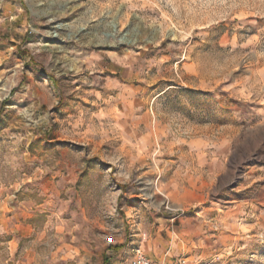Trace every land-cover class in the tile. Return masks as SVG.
Listing matches in <instances>:
<instances>
[{
  "label": "rangeland",
  "instance_id": "374dc122",
  "mask_svg": "<svg viewBox=\"0 0 264 264\" xmlns=\"http://www.w3.org/2000/svg\"><path fill=\"white\" fill-rule=\"evenodd\" d=\"M137 249L264 264V0H0V264Z\"/></svg>",
  "mask_w": 264,
  "mask_h": 264
},
{
  "label": "built area",
  "instance_id": "2783aa9c",
  "mask_svg": "<svg viewBox=\"0 0 264 264\" xmlns=\"http://www.w3.org/2000/svg\"><path fill=\"white\" fill-rule=\"evenodd\" d=\"M130 264H154L153 261L148 259L144 253H142L139 249L135 251V254L131 260ZM175 264H187L185 260H177ZM196 264H220L217 261H209V262H197Z\"/></svg>",
  "mask_w": 264,
  "mask_h": 264
},
{
  "label": "trees",
  "instance_id": "16d2710c",
  "mask_svg": "<svg viewBox=\"0 0 264 264\" xmlns=\"http://www.w3.org/2000/svg\"><path fill=\"white\" fill-rule=\"evenodd\" d=\"M120 247H116L115 249H119ZM103 264H107V258L104 259V263Z\"/></svg>",
  "mask_w": 264,
  "mask_h": 264
},
{
  "label": "crops",
  "instance_id": "0c3cea01",
  "mask_svg": "<svg viewBox=\"0 0 264 264\" xmlns=\"http://www.w3.org/2000/svg\"><path fill=\"white\" fill-rule=\"evenodd\" d=\"M6 228H7V226H6ZM1 230H2V232H5V226H2Z\"/></svg>",
  "mask_w": 264,
  "mask_h": 264
}]
</instances>
